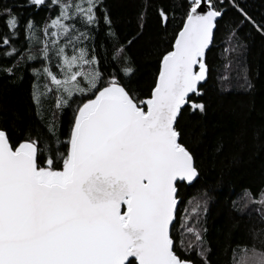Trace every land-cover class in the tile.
I'll return each instance as SVG.
<instances>
[{
    "label": "snow or ice",
    "instance_id": "6c2138e0",
    "mask_svg": "<svg viewBox=\"0 0 264 264\" xmlns=\"http://www.w3.org/2000/svg\"><path fill=\"white\" fill-rule=\"evenodd\" d=\"M154 5L166 33L176 13L164 0H145L138 26L144 28ZM16 7L47 15L40 22L31 14L23 19ZM179 7L180 24L158 54L147 93L135 82L137 69L106 0H23L0 9L8 29L0 35V52L19 57L0 71L31 70L37 115L50 134L14 141L0 127V264H211L200 220L207 194L180 215L181 188L201 175L181 120L186 112H207L209 53L229 7L242 19L225 52L243 50L241 26L251 24L264 35V22L238 0L227 6L225 0H181ZM21 32L26 52L17 47ZM101 32L112 42L103 56ZM105 62L112 71H105ZM241 79V87H254L246 72ZM62 115L68 116L64 131L57 123ZM241 201L264 216V190L246 189ZM232 264H264V248L237 245Z\"/></svg>",
    "mask_w": 264,
    "mask_h": 264
},
{
    "label": "trees",
    "instance_id": "16d2710c",
    "mask_svg": "<svg viewBox=\"0 0 264 264\" xmlns=\"http://www.w3.org/2000/svg\"><path fill=\"white\" fill-rule=\"evenodd\" d=\"M144 2L106 0L120 43L126 47L127 55L137 69L135 82L147 93L155 78L158 54L169 46L180 24L182 9L179 7L181 0H164L175 7L176 13L175 21L165 33L158 26L154 5L141 30L138 17ZM225 2L227 6V0ZM21 3L23 0H0V9ZM238 3L254 20L264 22V0H238ZM15 11L23 12V19L31 14L37 22L47 15L46 11L37 14L20 7ZM241 19L240 13L229 7L219 21L209 53L212 71L203 89L206 114L186 112L181 120L184 140L196 154L201 175L191 185L185 184L181 188L180 215L185 214L186 208L191 210L194 198L200 199L207 194V211L201 212L200 220L206 229L204 235L206 247L211 250V264H232V250L237 245L264 248V216L256 205L241 207V196L246 189L252 193L264 190V35L251 24H245L239 29L243 50L225 52V48H230L229 33ZM7 31L4 19L0 17V35ZM129 40L132 41L130 45L127 44ZM97 44L104 45L99 49L101 56L105 49L111 51L112 42L103 32L99 34ZM3 47L0 45V49ZM17 47L26 52L24 32L18 38ZM17 59L18 56L5 58L0 52V66L10 67ZM32 63L39 66V62ZM112 70V65L105 62V71ZM245 72L254 85L250 90L241 87ZM224 76H228V81L222 80ZM34 83L28 68L11 76L0 71V127L9 129L14 141L30 134L50 135L47 120L37 115L32 98ZM44 108L48 109V105ZM45 115L50 120L51 110L48 109ZM67 120V115L58 118L57 123L63 124L61 131L66 130Z\"/></svg>",
    "mask_w": 264,
    "mask_h": 264
},
{
    "label": "bare ground",
    "instance_id": "6f19581e",
    "mask_svg": "<svg viewBox=\"0 0 264 264\" xmlns=\"http://www.w3.org/2000/svg\"><path fill=\"white\" fill-rule=\"evenodd\" d=\"M235 88V87H234Z\"/></svg>",
    "mask_w": 264,
    "mask_h": 264
},
{
    "label": "water",
    "instance_id": "95a60500",
    "mask_svg": "<svg viewBox=\"0 0 264 264\" xmlns=\"http://www.w3.org/2000/svg\"><path fill=\"white\" fill-rule=\"evenodd\" d=\"M188 185V184H187Z\"/></svg>",
    "mask_w": 264,
    "mask_h": 264
}]
</instances>
